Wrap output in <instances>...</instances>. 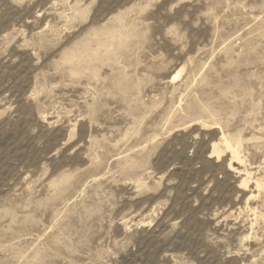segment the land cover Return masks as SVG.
Wrapping results in <instances>:
<instances>
[{
  "label": "rangeland",
  "instance_id": "1",
  "mask_svg": "<svg viewBox=\"0 0 264 264\" xmlns=\"http://www.w3.org/2000/svg\"><path fill=\"white\" fill-rule=\"evenodd\" d=\"M0 264H264V0H0Z\"/></svg>",
  "mask_w": 264,
  "mask_h": 264
},
{
  "label": "bare ground",
  "instance_id": "2",
  "mask_svg": "<svg viewBox=\"0 0 264 264\" xmlns=\"http://www.w3.org/2000/svg\"><path fill=\"white\" fill-rule=\"evenodd\" d=\"M184 72V70H181L179 73H178V76H177V78L179 77V76H181V74ZM225 144L229 147L230 146V144H229V142L227 141V140H225Z\"/></svg>",
  "mask_w": 264,
  "mask_h": 264
}]
</instances>
